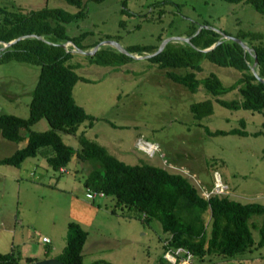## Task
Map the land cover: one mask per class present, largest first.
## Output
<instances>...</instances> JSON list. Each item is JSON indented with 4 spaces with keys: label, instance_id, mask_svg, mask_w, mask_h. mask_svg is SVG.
Wrapping results in <instances>:
<instances>
[{
    "label": "rangeland",
    "instance_id": "obj_1",
    "mask_svg": "<svg viewBox=\"0 0 264 264\" xmlns=\"http://www.w3.org/2000/svg\"><path fill=\"white\" fill-rule=\"evenodd\" d=\"M53 6L69 12L83 9L63 23L64 31L80 45L92 49L111 39L122 47L103 43L86 54L71 41L64 42L63 47L71 50L65 63L72 64L82 77L74 83L72 96L94 116L89 126L83 121L74 133L61 132L65 143L77 148V137L83 134L126 163L145 161L183 173L202 194L209 192L219 175L230 197L264 202L262 114L221 105L200 84L190 91L165 73L168 69L182 73L187 67L161 68L145 56L164 38L189 37L191 30L195 28V33L201 27L212 28L220 36L241 38L247 44L264 41L263 14L241 0H85L81 7L65 0H0V18L7 11ZM186 42L171 39L165 44L180 47ZM200 66L196 78L212 72L223 85L233 83L240 74L207 58L200 60ZM37 74V64L0 61V113L27 115ZM218 97L238 99L239 94L234 88ZM201 100H209L211 110L197 118L190 104ZM48 126L40 118L30 127L42 130ZM230 128H243L247 134L209 132ZM253 131L260 133L254 135ZM14 144L0 136V155L11 154ZM70 159L63 172L48 167L51 177L46 180L22 176L12 164L0 162V252L12 251L21 259L51 254L64 246L67 222L72 220L86 230L83 264L95 259L101 260L96 264H173L163 247L166 234L159 221L138 216L134 208L115 205L111 196L92 197L82 183L88 165L75 155ZM260 217L251 216L256 222L251 228L254 242L241 255H178L174 264H264V243L256 245Z\"/></svg>",
    "mask_w": 264,
    "mask_h": 264
},
{
    "label": "trees",
    "instance_id": "obj_2",
    "mask_svg": "<svg viewBox=\"0 0 264 264\" xmlns=\"http://www.w3.org/2000/svg\"><path fill=\"white\" fill-rule=\"evenodd\" d=\"M65 1L81 7L85 0ZM241 1L250 2L264 15V0ZM82 13V8L69 12L53 6L29 9L27 12L7 11L0 18V61L16 59L38 65L27 115L22 117L13 113H0V136L13 141L26 139L23 146L1 157L0 162L19 165L25 157L41 154L48 165L57 169L75 155L88 165L82 179L87 190L101 191L104 196H111L115 205L134 208L138 211V216L159 221L161 230L166 234L164 250L167 247H181L196 256H239L248 251L254 242L251 228L255 227L256 222L250 220L254 214L261 216L258 225L260 236L256 245H262L264 202L240 201L230 197L227 192H211L204 197L181 172L170 171L161 165L145 161L126 163L83 134L77 137L80 143L77 148L62 140L61 132L74 133L80 122L86 121L89 126L94 118L72 96L74 83L82 77L75 72L72 64L65 63L71 50H66L60 44L71 41L76 48L90 47L77 43L75 36L68 35L63 28V23ZM194 30L195 28L190 31L185 46L169 47L165 44L149 58L161 68L187 67L182 73L170 69L165 73L168 78L188 90L195 91L200 84L221 105L258 111L264 118V82L250 69L255 58L257 74L264 77V41L258 39L255 43L248 42V49L244 50L236 41L221 38L212 28L201 27L195 33ZM33 33L41 37L28 35ZM21 35L25 36L2 47L3 42ZM214 42L216 43L212 47L203 50ZM202 58L219 65L231 66L240 74L228 85H223L212 72L196 78L195 70L201 69ZM234 88L238 91V99L218 97ZM190 109L199 118L210 112V101L193 102ZM40 118H45L49 126L43 130L32 129L31 124ZM209 132L247 134L243 128ZM251 133L256 135L260 131ZM204 215H207L206 219ZM85 238L86 230L77 222L69 220L65 244L55 258L62 264H83L81 250ZM32 260L27 256L21 259L19 254L12 251L0 252V264H26ZM99 262L100 259H95L88 264Z\"/></svg>",
    "mask_w": 264,
    "mask_h": 264
},
{
    "label": "water",
    "instance_id": "obj_3",
    "mask_svg": "<svg viewBox=\"0 0 264 264\" xmlns=\"http://www.w3.org/2000/svg\"><path fill=\"white\" fill-rule=\"evenodd\" d=\"M28 35H30V36L41 37L40 35H35L34 33H33V34H28ZM24 36H25V35H21V36H18V37H16V38H13V39H11V40H9V41H7V42H3V43H2V47L5 46V45H7V44H9V43H11L12 41L16 40L17 38H22V37H24ZM221 38L234 40V41H236V42H237V43H238V44H239L244 50L248 49V46L246 45V43H245L241 38L234 37V36H231V35H228V34H224V33H222ZM171 39H180V40L188 41L189 37H184V36H170V37H166V38H164V39L162 40V42L160 43L159 47H158L155 51L150 52V53H146L145 56H146V57H149V56H151V55H153V54L159 52V51L163 48L164 44H165L167 41L171 40ZM216 42H217V41H216ZM216 42H214L213 44H211V45L208 46V47L203 48V50H206V49L212 47ZM103 43H111V44H114L115 46H117V47L120 48V49L122 48V47L120 46L119 43H117L116 41H113V40H111V39L101 41L100 43H98L97 45H95L92 49H82V48H76V47H75V48H76L78 51H80V52H83V53L89 54V53L93 52V50L96 49L97 46H98L99 44H103ZM60 44H61L62 46H64V45H63L64 42H62V43H60ZM124 51H126V50H124ZM131 55L134 56V57H140V55H136V54H131ZM255 63H256V60H255V58H254L253 64L250 65V69H251V71L253 72V74H254L259 80H261V81L264 82V77H261V76H259V75L257 74V71H256V69H255V67H254ZM26 264H62V262H61L59 259L55 258V257H46V258H41V259H37V260H32V261H30V262H27Z\"/></svg>",
    "mask_w": 264,
    "mask_h": 264
},
{
    "label": "crops",
    "instance_id": "obj_4",
    "mask_svg": "<svg viewBox=\"0 0 264 264\" xmlns=\"http://www.w3.org/2000/svg\"><path fill=\"white\" fill-rule=\"evenodd\" d=\"M7 140H9V139H7ZM9 141H13V140H9ZM25 142H26V139H22L20 141H14L15 144H14V147H13L12 150L14 151L16 148H19V147L23 146L25 144ZM4 156H6V155H0V158L4 157ZM25 161H29V162L25 163ZM69 161H71V159L68 160V162ZM65 165L60 166V167L64 168L63 170H61L59 167L57 169H53L50 165L47 164V162L45 160V157L43 155L36 154V155H33V156L25 157L19 163V165H11V166L15 167L16 171L19 172L20 175H22V176H25V175L27 176L28 175V176L32 177L31 179L36 178V180L46 177L45 178V180H46L47 178L51 177V175H49V173H48V167L52 168L53 170H56V171H59V172H63V171L66 170ZM42 237H41V239H42ZM61 249H62V247H61ZM61 249L60 250H54L51 254H46L45 253V255H42V256H40V257H38L36 259H33V260L46 258V257H55L61 251Z\"/></svg>",
    "mask_w": 264,
    "mask_h": 264
},
{
    "label": "built area",
    "instance_id": "obj_5",
    "mask_svg": "<svg viewBox=\"0 0 264 264\" xmlns=\"http://www.w3.org/2000/svg\"><path fill=\"white\" fill-rule=\"evenodd\" d=\"M145 145H147V147L146 148H151V142H146L145 143ZM153 153V152H152ZM151 153V154H152ZM150 154V155H151ZM61 170H63L64 168H62V167H59ZM223 186L225 187V188H223ZM218 187H221V189H219ZM227 188V185L226 184H223V182H222V180H220V177H219V175H217L216 176V182H215V184H214V186H212V188H209V192L208 193H206V195L205 194H202L204 197H207L208 196V194L209 193H211V192H217V193H223V191L225 190ZM88 191H90V193H91V196L92 197H94V196H97V195H99V196H104V194L101 192V191H95V190H88ZM225 192V191H224ZM202 193H203V191H202ZM42 239H44V240H48V238L47 237H45V236H43L42 237ZM163 243H164V241H163ZM165 251H166V253H168V251H169V253H170V255H171V259H169L170 261H171V263H173L174 264V262L175 261H177V256L179 255L180 257H183V258H189L192 254L189 252V251H187L186 249H184V248H181V247H176V248H170V247H167L166 249H165ZM183 263H185V261H183Z\"/></svg>",
    "mask_w": 264,
    "mask_h": 264
}]
</instances>
